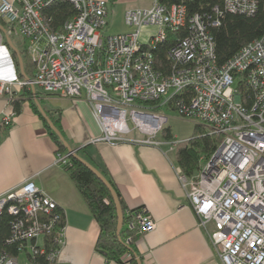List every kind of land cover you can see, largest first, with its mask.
I'll return each instance as SVG.
<instances>
[{
	"label": "built area",
	"instance_id": "obj_1",
	"mask_svg": "<svg viewBox=\"0 0 264 264\" xmlns=\"http://www.w3.org/2000/svg\"><path fill=\"white\" fill-rule=\"evenodd\" d=\"M145 1L148 8L125 12L127 33L104 36L107 1L2 0L0 17L8 35L25 43L34 77L0 80V94L11 98L13 88L27 87L84 99L101 130L94 144L157 146L167 123L163 108L221 136L211 157H200L194 175L177 173V180L221 264H264V37L218 65L209 33L217 18L188 16L182 0ZM61 2L75 13L54 29L46 11ZM257 4L224 0V10L251 16ZM170 31L178 37L164 72L155 51ZM13 116L1 113L0 123L10 124ZM133 131L142 138L129 140ZM178 143L171 141V148ZM70 156L57 154L56 164L68 165ZM4 211L12 217L6 244L16 246L19 256H31L26 264H41V258L53 263L59 250L47 254L42 239L59 249L64 244V218L55 202L27 180L0 195V216ZM133 218L129 228L136 226L138 235L156 228L142 212ZM18 257L0 249V264H17Z\"/></svg>",
	"mask_w": 264,
	"mask_h": 264
},
{
	"label": "crops",
	"instance_id": "obj_2",
	"mask_svg": "<svg viewBox=\"0 0 264 264\" xmlns=\"http://www.w3.org/2000/svg\"><path fill=\"white\" fill-rule=\"evenodd\" d=\"M5 1L16 4L15 0ZM25 55V43L8 35L7 24L0 17V80L30 79ZM32 89L15 87L11 98L0 94V115H14L10 124L0 123V195L29 180L55 202L64 218V244L54 264L116 263L107 261L95 250L98 224L64 167L56 164L55 144L30 108L34 100L48 118L59 120L61 130H57L67 145L115 186L123 203L122 215L139 211L155 223V230L141 235L134 244L140 264H221L206 232L197 226L176 177L180 172L175 149L166 148L168 143L163 135L161 142L155 138L157 146L91 143L101 135V130L84 99L45 95L36 89L35 96L27 97L26 92ZM13 101H19L18 112ZM133 135L127 138H142ZM208 228L212 230L211 225Z\"/></svg>",
	"mask_w": 264,
	"mask_h": 264
},
{
	"label": "trees",
	"instance_id": "obj_3",
	"mask_svg": "<svg viewBox=\"0 0 264 264\" xmlns=\"http://www.w3.org/2000/svg\"><path fill=\"white\" fill-rule=\"evenodd\" d=\"M182 4L186 7L188 16L198 13L210 16L212 20L218 19L219 25L214 28H209L218 65H224L238 53L242 47L264 37V0H258L257 9L251 16L228 13L224 10V0H182ZM215 9L218 14L214 13ZM46 13L53 18V28L56 29L70 19L75 12L69 3L61 2L52 6ZM177 37L178 33L168 32L166 41L158 45L155 51L158 56V63L161 65L160 69L162 68L164 72H167L169 69L166 56L167 52L174 45ZM25 60L26 68L30 70L27 76L32 79L34 77L33 65L26 55ZM31 95V92H26L27 97ZM12 106L15 111H19V101H13ZM30 108L43 122L50 139L55 144L56 153H67L62 143L46 126L45 120L41 117L34 103L30 102ZM168 110L173 111L172 108ZM49 120L56 129L59 131L61 130L59 120H55L50 116ZM163 138L166 142L174 141L169 130H163ZM220 140L221 136L212 134L211 131L205 127L195 124L193 135L187 141L179 142L175 146L176 162L179 172L187 177L194 175L195 171L198 169L200 157L208 160L215 151ZM77 156L79 157L80 154L77 153ZM68 161V165L63 167L99 227V233L95 242V250L103 254L107 261L116 264H123V262L126 261L129 264H137V259H140V257H136L135 255L134 244L141 235L137 234L136 226H134L133 229L129 228V225L134 224L133 213L135 211L122 217L123 227L120 230L119 237H117L116 210L109 192L94 175L74 159L73 156H70ZM107 181L115 191L122 210L123 203L115 186L108 179ZM11 220L12 217H10L6 211L0 216V249L5 250L12 257H18L19 254L16 251V246L9 247L6 244L10 236L9 224ZM127 238H131L130 245L125 244ZM42 245L46 249L47 254L59 250L56 245L52 244L51 239L47 237L42 239ZM26 257L31 261V256L28 255ZM39 261L41 264H54V262L51 263L46 261L45 258H41Z\"/></svg>",
	"mask_w": 264,
	"mask_h": 264
},
{
	"label": "rangeland",
	"instance_id": "obj_4",
	"mask_svg": "<svg viewBox=\"0 0 264 264\" xmlns=\"http://www.w3.org/2000/svg\"><path fill=\"white\" fill-rule=\"evenodd\" d=\"M149 3L145 0H108L107 8L108 15L105 19L106 27L102 30L104 36H112L117 34L126 33L129 30L124 25V14L127 10H137L148 8ZM153 31L152 29H146ZM128 32V31H127ZM144 41L142 37L141 42ZM40 93L39 89H36ZM160 113L167 118V123L164 125V130H169L175 142L187 141L193 135V128L196 123L190 119L181 118L174 111L163 108ZM136 135L137 132L133 131L131 135ZM130 135V136H131ZM133 135V136H134ZM163 132L156 137V140L163 141ZM171 142H168L166 148L171 147ZM41 239H39L40 241ZM26 256L22 253L18 259L17 264H26Z\"/></svg>",
	"mask_w": 264,
	"mask_h": 264
},
{
	"label": "water",
	"instance_id": "obj_5",
	"mask_svg": "<svg viewBox=\"0 0 264 264\" xmlns=\"http://www.w3.org/2000/svg\"><path fill=\"white\" fill-rule=\"evenodd\" d=\"M32 95L35 96V91L32 89L31 90ZM34 104L36 105L39 113L41 114V116L43 117V119L45 120L47 127L51 130V132L53 134H55V136L58 138V140L62 143V145L65 147L67 154L71 153V156H73L74 159H76L79 163H81L88 171H90L94 177L107 189V191L109 192L112 202L114 204L115 210H116V216H117V228H116V236L119 237V233L120 230L122 228L123 225V215H122V210L120 207V203L118 200L117 195L115 194V191L113 190V188L110 186V184L108 183V181L105 179V177L99 173L94 167H92L89 163H87L86 161L82 160L81 158H79L77 156V150H73L71 149L67 143L65 142L63 136L60 134V132L54 127V125L51 123V121L49 120V118L47 117L46 113L42 110V108L40 107V105L38 104L37 101L34 100ZM137 264H140L139 261H137Z\"/></svg>",
	"mask_w": 264,
	"mask_h": 264
}]
</instances>
